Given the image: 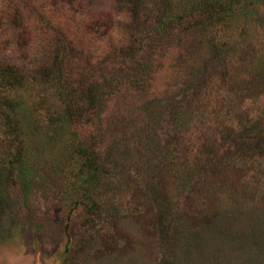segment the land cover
<instances>
[{
    "label": "rangeland",
    "instance_id": "1",
    "mask_svg": "<svg viewBox=\"0 0 264 264\" xmlns=\"http://www.w3.org/2000/svg\"><path fill=\"white\" fill-rule=\"evenodd\" d=\"M44 1L22 22L44 11L69 26L21 48L0 29V44L30 74L68 51L72 73L102 80L88 123L98 171L79 159L82 131L65 126L63 84L0 89V264H264V136L238 148L264 118V0ZM120 65L140 86L112 84Z\"/></svg>",
    "mask_w": 264,
    "mask_h": 264
},
{
    "label": "trees",
    "instance_id": "2",
    "mask_svg": "<svg viewBox=\"0 0 264 264\" xmlns=\"http://www.w3.org/2000/svg\"><path fill=\"white\" fill-rule=\"evenodd\" d=\"M36 0H9V9L10 6L12 7L10 12H12V15H6L4 16V12L0 13V29L1 30H7L10 31L12 28V36L14 39V43L11 47H20L22 44H24L27 41V38L33 34L41 33L43 36H46L48 32L52 31V28L55 29V31L58 30V25H65L69 26V19L68 14H62L60 16L59 21L56 23L52 20V18H49L46 12L43 11V13L39 14V12H36V20L33 19V22H31L30 25L24 24L23 17L24 14H28L29 16H32L34 12H30L32 8L35 7ZM72 0H45L42 2L44 6L49 5L55 6V10L57 8H61L62 10L67 8V5H70ZM0 3V10L3 9V11L7 12V6L1 5ZM38 7L42 4L37 3ZM41 8V7H40ZM41 10V9H40ZM67 16V17H66ZM197 16V12L188 13L186 15H182L181 19L186 21H193V19ZM102 29V28H101ZM46 31V32H45ZM46 33V34H45ZM46 38V37H44ZM8 39L3 44H0V89L2 88H21L22 86H30L32 81L34 80L36 84H41L45 82H51V81H57L65 87V89L68 92L69 95L72 96L73 101L72 104L74 106L70 107L69 111H67L65 115V126L70 125V127H75L77 129H80L82 132L80 134V138L82 139L80 146H78V155L79 159H81L84 163V166L87 167L89 170H96L98 171V167L94 166V163L96 159L98 158V152L96 151L93 146L95 144H91L90 140H93L95 137L98 136V133L94 131V129L88 124L91 122V117L93 116L94 112H97V108L100 104V102H104V100L107 98H102V91L100 90L102 86V80L101 79H91L86 80L82 79V77L77 76L75 73H72V70L70 69V60L68 59L69 54L63 55L64 58L61 61H55L51 62L52 65H48L45 67V70H39L37 64L32 65V69L34 70V73L32 74L27 72V68L25 67L24 63H21L20 60L17 59L16 55H13L10 49H8ZM17 47V48H18ZM17 48L14 49L17 51ZM137 50V48H136ZM133 51V50H132ZM66 64V65H65ZM121 66V67H120ZM118 67H114L113 73H110V78L115 76V74L119 73L120 77L116 81V83H112L113 85H116L118 88H124V89H130V88H137L139 85V81L135 80V78L129 77L131 65L125 68L124 66L120 65ZM139 69L144 70L148 66H143L142 63H139ZM133 69V67H132ZM125 72L123 75L122 72ZM133 71V70H131ZM134 72V71H133ZM116 74V75H117ZM33 77V78H32ZM127 78V80H126ZM112 81V80H111ZM149 79H141L140 84L142 83V87L145 88L146 86H149L152 84ZM114 88V87H113ZM111 97V96H108ZM112 98V97H111ZM111 98H108L111 100ZM76 99V100H75ZM14 100V99H13ZM6 107H12L15 105L12 101L4 102L3 104ZM17 106V105H15ZM82 106V107H80ZM86 116V120H81L82 117ZM11 120V119H10ZM259 121L257 123L251 122L250 126H245V132H254L259 131V134H257L255 137H253L254 141L253 144H250V140H253L252 137L249 138V142L240 140L238 142V145L240 148V152H246L247 150L253 151L252 146L254 145L255 141L256 143L259 142V138L261 136H264L263 125H264V118L258 119ZM86 122V125L84 123ZM26 123H35L33 119L28 118L26 120ZM235 132V131H234ZM78 134V135H79ZM246 134V133H245ZM244 134V135H245ZM165 136V135H163ZM15 136L14 138H16ZM246 137V135L244 136ZM165 138V137H164ZM164 138L160 137L157 138L158 143H163L165 140ZM247 138V137H246ZM217 142V141H214ZM162 145V144H160ZM247 148V149H246ZM255 150V149H254ZM215 152V151H214ZM212 153V152H211ZM21 152H17L16 155L21 156ZM213 154V153H212ZM207 156V155H206ZM208 157H211V154H208ZM16 160H14L15 162ZM10 163L13 164V160H10ZM25 166H24V165ZM20 176L23 178V182L25 184V187L27 188L30 186V183L27 182L26 178L29 172H31L32 167L28 165V163H22L20 166ZM220 170V168H218ZM218 170V171H219ZM3 190V189H2ZM13 189L11 188L10 191ZM87 198L91 199V196H87ZM160 220H163V217L158 216ZM177 220V219H176ZM175 221H173V229H175L174 226ZM170 227V226H169ZM172 238V237H171Z\"/></svg>",
    "mask_w": 264,
    "mask_h": 264
}]
</instances>
